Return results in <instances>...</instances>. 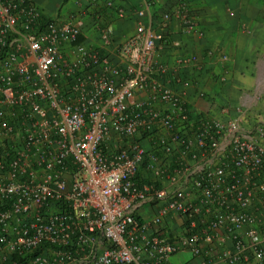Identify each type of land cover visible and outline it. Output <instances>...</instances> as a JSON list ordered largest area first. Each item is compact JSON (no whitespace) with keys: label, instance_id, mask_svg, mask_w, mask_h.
<instances>
[{"label":"built area","instance_id":"1","mask_svg":"<svg viewBox=\"0 0 264 264\" xmlns=\"http://www.w3.org/2000/svg\"><path fill=\"white\" fill-rule=\"evenodd\" d=\"M169 19L139 22L117 63L82 15L0 0V264H264V120L191 112L157 57Z\"/></svg>","mask_w":264,"mask_h":264},{"label":"crops","instance_id":"2","mask_svg":"<svg viewBox=\"0 0 264 264\" xmlns=\"http://www.w3.org/2000/svg\"><path fill=\"white\" fill-rule=\"evenodd\" d=\"M45 18L65 19L80 14L85 18L80 40L93 50L107 55L112 62L121 61L117 46L134 33L141 22L157 29L163 14L170 19L161 32L163 40L157 44L159 61L168 67L166 77L176 75L188 82L183 88L191 112L215 115L222 119L220 108L228 106L230 117L245 116L251 124L264 120V0H27ZM111 1L124 10L118 17L114 9L106 8ZM149 1L143 17L136 11ZM80 12V13H79ZM184 17L192 20L194 29L182 32ZM102 25L112 28V43L100 38ZM193 56L195 62L178 66L180 57ZM200 256L188 251L175 254L170 264H202Z\"/></svg>","mask_w":264,"mask_h":264},{"label":"rangeland","instance_id":"3","mask_svg":"<svg viewBox=\"0 0 264 264\" xmlns=\"http://www.w3.org/2000/svg\"><path fill=\"white\" fill-rule=\"evenodd\" d=\"M189 255L191 256V253H190V252H188V256H189Z\"/></svg>","mask_w":264,"mask_h":264},{"label":"trees","instance_id":"4","mask_svg":"<svg viewBox=\"0 0 264 264\" xmlns=\"http://www.w3.org/2000/svg\"><path fill=\"white\" fill-rule=\"evenodd\" d=\"M25 257H26V256H25ZM25 257H22V259L25 258Z\"/></svg>","mask_w":264,"mask_h":264}]
</instances>
